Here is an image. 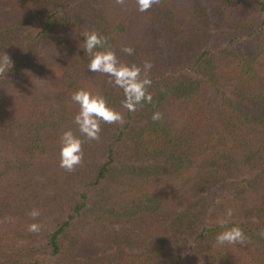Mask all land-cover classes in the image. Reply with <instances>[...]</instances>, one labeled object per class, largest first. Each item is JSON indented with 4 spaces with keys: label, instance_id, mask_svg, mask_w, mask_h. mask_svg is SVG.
Instances as JSON below:
<instances>
[{
    "label": "trees",
    "instance_id": "trees-1",
    "mask_svg": "<svg viewBox=\"0 0 264 264\" xmlns=\"http://www.w3.org/2000/svg\"><path fill=\"white\" fill-rule=\"evenodd\" d=\"M204 4L158 0L140 12L136 0H0V56L12 60L0 72V225H19L14 237L25 242L18 250L28 264H45L37 253L54 264H264V0ZM93 30L122 62L152 63L150 104L127 112L122 90L88 71L81 34ZM242 36L247 44L236 45ZM79 88L103 94L124 123L103 124L98 141L85 139L82 163L68 172L59 166V137L68 128L79 135L71 99ZM156 111L161 119L153 121ZM95 192L101 196L90 197ZM54 209L69 213L46 228L42 218ZM221 219L239 226L246 243L216 244ZM34 222L38 233L27 231ZM108 222L132 223L131 261H109L121 246L83 254L101 247L95 233Z\"/></svg>",
    "mask_w": 264,
    "mask_h": 264
},
{
    "label": "clouds",
    "instance_id": "clouds-1",
    "mask_svg": "<svg viewBox=\"0 0 264 264\" xmlns=\"http://www.w3.org/2000/svg\"><path fill=\"white\" fill-rule=\"evenodd\" d=\"M158 0H136L137 10L140 12L148 11ZM117 3L123 6L126 0H117ZM83 41L80 47L85 55L89 57L88 71L92 73H102L109 77L108 83L119 88L123 92L121 108L127 112H135L143 104L152 102V94L149 88L152 85V79L149 72L152 69V63L145 61L143 66L128 64L122 62L116 52L108 44V38L101 36L96 31L85 32L81 34ZM121 51L131 56L135 49L132 46H122ZM10 57L5 53L0 56V72L7 71ZM72 101L78 105V111L73 117V123L76 125L77 132L68 128L62 132L59 137V166L68 172H73L80 165L84 158L83 144L85 139L89 142L98 141L102 133L103 124L124 123V113L117 110L109 100L101 93H94L86 88H79L71 95ZM151 119L158 121L161 119V113L156 111ZM28 215L35 220L39 216V210L32 209ZM233 215V209L226 210V217ZM10 221L12 218H8ZM224 229L215 237V243L218 245L244 244L246 236L243 230L237 226L225 227L226 219L219 221ZM27 231L38 233L40 231L39 223H30L26 226Z\"/></svg>",
    "mask_w": 264,
    "mask_h": 264
},
{
    "label": "rangeland",
    "instance_id": "rangeland-1",
    "mask_svg": "<svg viewBox=\"0 0 264 264\" xmlns=\"http://www.w3.org/2000/svg\"><path fill=\"white\" fill-rule=\"evenodd\" d=\"M201 3L204 4L205 3V0H200V4ZM204 8H206V12H209L208 10L211 8V13L213 14L214 8L212 6H210V8H209V6H207V5L204 4ZM263 18H264V16H262V14L257 17V19L260 22L263 20ZM246 38H248V36H244V37L242 36L240 39H237L236 42H235L236 45L245 46L247 44L246 42H244V40ZM40 43H41L40 46L43 45V42H40ZM223 43L224 44H227V42H223ZM233 46H235V44H233ZM231 48L232 47H230L229 49L231 50ZM43 49H44V51H45L46 54L48 53L50 55H55V53L52 50H50L49 46H47L46 48L44 47ZM56 55H57V52H56ZM55 56H53V57H55ZM187 68L189 70H191L192 72L194 71L192 69V65L191 64L188 65ZM200 74H203V72L200 73ZM195 75H197V72H195ZM232 94H233V92H232ZM204 95L206 97L208 96L209 97V100H211V99H213V97H214L215 94L211 90L210 92H207ZM242 103H245V100ZM95 195H97L99 197L101 196V194L98 193V192H95V194L90 193V197L91 196H95ZM77 198H78V195H77ZM64 200L67 201L66 199H64ZM72 201L70 200V203ZM93 204L95 205V201L93 202ZM65 205H67V204L65 203ZM59 206L61 207L62 205L56 206L55 209L57 207L59 208ZM55 209H54L53 213H52V211H50L49 213H47L46 215H48V216H46V218L45 217L42 218L43 225L46 228H48V227L51 226V223L50 222L54 218H58L59 216L66 217V215H68V213H69V210L68 209H66V210L64 209V210L60 211V214L61 215H56V210ZM58 214H59V212H58ZM159 215H162V214L159 213ZM87 219L88 218H86V220ZM151 220L153 221L154 220V217H150L149 218V221H151ZM206 222H209L208 224L212 225L211 223L213 221H206ZM206 222L204 224H206ZM143 223L146 224L145 222H143ZM72 224H73V226H77L79 224V223L77 224L76 218L74 219V222ZM131 224L132 223H130V222H126L124 224L122 222H120V223H118V222H116V223H112V222L105 223V225L102 228H97V231H99V232H96L95 233L97 235V237H98L97 239L100 238V240L97 241V244L99 246H101V247L100 248L98 247V249H96V250L95 249H92L91 253L89 252V249H88L87 246L86 247H83V250H84L83 251V254H87V255L89 254V256H93V257H96V255L98 256L99 254L104 256L105 254H108L109 252H111V253H112V251L114 252L119 246H121L123 248L122 249L123 250L122 253H120L118 255H115L116 258L110 257L109 258V261L110 262L116 261V260L117 261H131V257H129V256L131 254L132 255L136 254V249H135V247L129 246L128 245V242H125L126 239H127V237H129L128 235H126V234H128V232L125 231V230ZM18 226H19L18 224L11 225L8 228V230H7V228L4 229V227H1V225H0V264H2V263L4 264L7 261H10V259L14 260V264H28V260H29L28 258H29V256H27L23 251L18 250V248H20V245L21 244H25V242L23 240H20V239L14 237V235H15V232H14L15 227H18ZM142 226H143V224H142ZM173 226H175V225H173ZM79 228H80V230H79L80 233H83V235L87 236V235L90 234L91 227L88 224H84V225L82 224V225H80ZM120 228H121L120 234H117L116 237H115L117 239L115 241H113V237L115 236V234L117 233V231L120 230ZM201 228L202 227H199L198 229L197 228L195 229V231H196V234L195 235H199L198 232L201 230ZM260 230H262V227L260 228ZM136 231H138V229H136ZM262 233H264V228L262 230ZM181 237L185 239V233H182V236ZM105 241H107L106 242V245H105ZM39 243H40V240H39ZM182 243L184 244L185 242L183 241ZM185 246H187L186 243H185ZM186 249H187V247H186ZM197 251L195 249H192V252H197ZM78 252L81 253L82 250L81 249H78ZM213 255H214V253L212 252V253L204 254L203 256H205L206 258H211ZM79 256H80V254H79ZM33 257L36 260H38V259L40 260L41 259L40 262L45 263V264H54V263H56L58 261V259L56 257H52V258L50 257V258L45 259L40 253L34 254ZM82 257H79V260H81V261H84L85 260L86 261V259H84ZM166 260H167V257L164 258V261H166ZM60 264H62V263H60Z\"/></svg>",
    "mask_w": 264,
    "mask_h": 264
}]
</instances>
